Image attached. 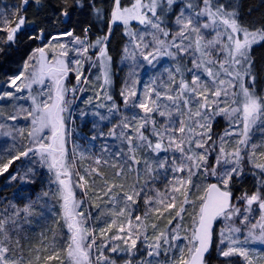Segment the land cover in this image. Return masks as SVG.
I'll return each mask as SVG.
<instances>
[{
	"label": "snow or ice",
	"instance_id": "obj_1",
	"mask_svg": "<svg viewBox=\"0 0 264 264\" xmlns=\"http://www.w3.org/2000/svg\"><path fill=\"white\" fill-rule=\"evenodd\" d=\"M33 6L51 8L45 27L25 15ZM97 24L107 31L93 39ZM21 44L30 53L0 82V175L22 185L0 196V264H264V12L241 0L0 4V55Z\"/></svg>",
	"mask_w": 264,
	"mask_h": 264
},
{
	"label": "trees",
	"instance_id": "obj_2",
	"mask_svg": "<svg viewBox=\"0 0 264 264\" xmlns=\"http://www.w3.org/2000/svg\"><path fill=\"white\" fill-rule=\"evenodd\" d=\"M46 2L50 5H52L53 7L59 6V0H46ZM97 2H98V4L102 3L104 5H107L110 3V0H97ZM16 3H19V0H0V4H16ZM241 3L243 5V9L245 12L248 10V8H259L260 12H264V7H260L261 0H241ZM45 11L50 14L51 8H49ZM45 11H41V13L37 14L36 9L33 6V7L28 8V11H27V13H25V15H27L29 21L36 22L38 27H45L44 24L40 23V21L43 20ZM255 15H259V13H256ZM75 18L76 17L74 16V19ZM84 19L87 20V17H84ZM106 31H107V28L103 27V25L97 24V27L93 30V32H94L93 39L95 38V35H99L101 32H106ZM122 31H123L122 26H115L113 29V34L111 36V42L109 44V48H110V53L114 58V63H116V61H117L119 52L121 50V46L123 44ZM78 34L82 35V33H78ZM24 43L26 44L27 41H25ZM34 46H36V45H33V47ZM23 48H24V45L21 44L20 45L21 52H23ZM30 50L31 49H28V52ZM28 52H23L22 56L11 54L12 55L11 59H8L7 57L0 55V80L1 79H2V81L6 80L8 78L6 76H8V74L13 72L14 69L16 68V66L19 65V63L23 62V59L27 58ZM254 55L258 61L264 60V48L256 49ZM98 87H99L98 84L96 85L95 88H93L91 85H89V90L83 93V99L78 100L77 104H79V108H83L85 106L84 101L87 99L88 96L93 95V92ZM117 88H114L113 91L116 94L117 99H118ZM79 131H83L85 134L88 133V130L85 128H81V129H79ZM9 171L13 172V171H11V169ZM249 180L252 182V184L254 183L252 179H249ZM243 185L244 184H242V186H240L239 189L244 190V189H248L250 187V185L248 183L246 184V187ZM21 187H22V185L19 182L13 183L11 185L8 184V173L0 175V196H6L9 199H12L13 194L16 193L17 190L21 189ZM24 187H26L27 189H34L33 195H35L36 193H38L41 190V184L39 181H37L33 185H27ZM237 189H238V187L234 188V192H236ZM250 189H251V187H250ZM20 194L21 195H27L28 192L24 191Z\"/></svg>",
	"mask_w": 264,
	"mask_h": 264
},
{
	"label": "rangeland",
	"instance_id": "obj_3",
	"mask_svg": "<svg viewBox=\"0 0 264 264\" xmlns=\"http://www.w3.org/2000/svg\"><path fill=\"white\" fill-rule=\"evenodd\" d=\"M36 46H38V45H36ZM122 46H123V44H122ZM122 46H121V48H122ZM35 47V46H34ZM31 51V50H30ZM30 51L27 53V55L30 53ZM23 63V62H22ZM22 63H19V65H17L16 66V68L14 69V71L13 72H11L10 74H8V76H10V75H12V74H14L16 71H17V69L22 65ZM115 64V68H114V71H116L119 67H121V64H120V52H119V55H118V58H117V61H116V63H114ZM126 72H127V69L125 68L123 71H117V73H116V76L114 77V84H113V89L114 88H117V94L119 93V91H120V88H121V85H122V83H123V80H124V77H125V75H126ZM86 75H89L90 76V79H95V76L98 74V73H96L95 72V70H93L91 73H89V72H86L85 73ZM151 75V73H147V74H142V78L143 79H147L148 78V76H150ZM8 76H6V77H8ZM0 82H2V79L0 80ZM75 77H74V75H72V76H70V79H69V87H71L73 84H75ZM117 86V87H116ZM77 95L79 96L80 95V93H77ZM76 103H78V101H76ZM79 111V108L77 109V112ZM75 124H76V126H77V130L79 131V129H81V121H80V119L79 118H77L76 119V121H75ZM226 127V124H225V122H224V120L222 119V118H218V122L215 124V126H214V131H216V132H222L223 130H224V128ZM85 129H87L88 130V128H85ZM20 166H21V162H17L12 168H10L11 169V171H13V172H15L18 168H20ZM249 179H252L253 180V178L251 177V176H249L245 181H242V182H240V183H238L237 185H235V188L236 187H238V189L236 190V192H234V194L236 195V196H239L242 192H244V191H251L252 190V186H253V184H252V182L249 180ZM253 182H254V180H253ZM249 184L250 185V187H251V189H250V187L248 188V189H239V187L240 186H242V184H244L243 186H245L246 187V184ZM241 191V192H240ZM211 264H217V262H216V260L214 259V260H212L211 261Z\"/></svg>",
	"mask_w": 264,
	"mask_h": 264
}]
</instances>
